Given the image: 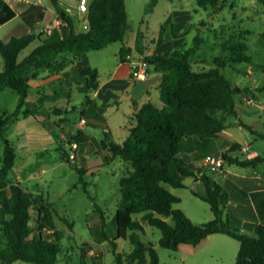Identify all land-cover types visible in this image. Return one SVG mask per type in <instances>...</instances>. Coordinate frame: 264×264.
<instances>
[{
	"label": "trees",
	"instance_id": "1",
	"mask_svg": "<svg viewBox=\"0 0 264 264\" xmlns=\"http://www.w3.org/2000/svg\"><path fill=\"white\" fill-rule=\"evenodd\" d=\"M51 1L65 22L60 26L61 34L52 31L48 40L41 37L43 31L12 36L8 41L0 39L3 61L0 90L10 88L19 96L13 111L0 113V133L4 139L6 131L21 113L23 116L35 115V108L27 102L31 89L29 80L36 77L41 68L57 72L64 67V62L53 61V55L71 51L78 56L89 50H98L117 41L124 42L128 32L125 0H90L85 13L87 27L82 29L77 28L58 0ZM156 1L149 0L151 5ZM257 1L264 4V0ZM222 3L223 0H196V5L203 9L217 10ZM45 10L44 5L31 3L20 17L33 30L36 23L44 18ZM15 15L9 3L0 0V24ZM161 30H165L164 25H161ZM36 38L42 43L23 62H18L20 51ZM204 41L198 33L189 46L181 44L169 54L154 51L146 55L148 64L160 74L158 91L161 105L147 101L139 106L123 142L112 141L107 132L102 140L104 147L128 164V169L119 179L121 198L114 221L116 239H129L134 246L129 253L132 264H160L154 245L144 242L136 232L144 233L143 221L160 229L159 244L163 247L174 250L182 243L197 245L210 234L224 233L239 241L236 260L232 264H264V221L248 224L252 233L233 226L225 217V206L230 200L228 190L201 166L181 155L182 142L188 136H218L226 128L228 117L237 114L238 96L252 91L250 86L242 87L231 81L223 71L231 63L251 61L246 46L240 45L231 53L228 63L220 56L214 59L212 66L197 69L194 57ZM120 52L125 58L130 51L123 45ZM82 74L87 76L89 88L94 89L96 69H88ZM260 89L264 90V85ZM261 136L264 138V134ZM78 137V133L71 136L76 141ZM235 146L237 144H232V149L223 152L225 162L256 166L264 161V157L258 155H232L231 152L236 151ZM15 160V149L8 142L0 159V264L17 260L57 264L62 232L56 227L52 205L45 200L43 193L27 190L16 179ZM77 170L83 183V172L79 168ZM188 176L204 183L206 194L200 196L210 204L213 219L195 223L175 206L181 198L168 186L184 187V179ZM96 208L102 225H105L102 209L97 205ZM32 210L36 213L33 224ZM100 235L108 240L105 230ZM84 254L82 250V259ZM116 260L124 264L119 253Z\"/></svg>",
	"mask_w": 264,
	"mask_h": 264
},
{
	"label": "crops",
	"instance_id": "2",
	"mask_svg": "<svg viewBox=\"0 0 264 264\" xmlns=\"http://www.w3.org/2000/svg\"><path fill=\"white\" fill-rule=\"evenodd\" d=\"M6 1L14 9L16 15L0 24V39L8 41L12 36H21L29 32L37 34L43 31L41 37L48 40L50 36V33L48 34L46 31L48 27H51L52 31L61 34L60 26L65 22L60 13L56 11L51 0H48L49 4H44L42 0ZM58 1L60 6L74 20L77 28L82 29V23L85 21L86 15L78 9L77 0ZM31 3H39L46 7L44 18L36 23L33 30L20 17V13ZM194 9L193 7L183 9L182 13L184 14H179L178 17L182 19L184 16L183 19L188 22L192 15L187 12ZM141 36L140 32L128 29L123 43L130 52L125 58H122L120 47L110 67L100 68L99 65H92L89 58H83L84 53L77 56L71 51H65L52 56L54 62L65 63L61 70L49 72L47 68H41L37 72L38 75L29 80L31 89L27 102L35 108V115L23 116L21 113L6 131L7 140L16 152L14 166L16 179L27 190L34 193L40 192V188L48 181L45 177L46 174L58 172L64 163L73 165L76 169H81L83 179L88 172L95 175L94 172L98 170L100 165L107 163L111 158H117L108 147L102 145L105 132L108 133L112 141L123 142L133 124V114L137 108L147 101H152L155 104L159 102L158 84L160 74L149 65L146 79H137L132 77V68L138 59L154 51L169 54L184 43V38L178 37L173 40L170 35L167 36L168 38L163 39L160 36L161 43H159L160 41H154L146 45V43L139 41ZM260 42L264 44V37ZM41 43L42 41L38 38L29 43L20 51L18 62H23ZM245 46L246 53L249 54L250 47L249 45ZM249 55L251 61L246 72L247 75L257 74L253 65H257L262 73L261 75H264V60L257 63L254 61L253 55ZM2 68L3 61L0 56V71ZM88 69H96L97 71L96 87L94 89L89 88L87 76L82 74L83 71ZM236 71L239 70L236 69ZM256 76L254 79L255 86L251 87L252 91L238 96L237 114L228 117L226 128L221 133L235 124L234 119L239 116L238 107L245 108L247 110L244 111L245 114L251 115V112H256V107L262 108L264 106V97L258 96L260 91H264L260 89L264 83H260V77ZM6 95L11 97L12 107L0 104V113L13 111L17 105L19 96L15 91L10 88L0 90V99L6 97ZM69 114H75L76 119H72L70 116L67 118ZM81 119L86 120L83 126H80ZM64 120L68 122L65 130L62 127ZM238 123H242V121H238ZM55 127L59 129V132ZM98 127L102 128L103 133L100 138L99 131L96 130ZM116 131H121L120 139L115 138ZM252 132L263 138L261 136L264 134L263 130L256 129L253 126ZM76 133L79 134L76 159L74 161L67 160L68 151L65 145L67 139ZM210 137L188 136L182 142L183 152L181 155L186 160H191L192 163L195 162L196 166H203L201 160L198 161L197 158H205L207 154L211 153H205L200 157L198 153L200 152V145L205 143L206 138L210 139ZM218 138L219 135L212 136L214 142ZM236 142L239 141H236L233 137L228 140L225 139L224 142L221 140V144L218 143L216 152L212 154L224 152L229 144ZM5 145L6 142L0 143V159ZM49 153H53L55 159L51 161L43 159V155ZM231 154L237 155L238 153L233 151ZM252 156L256 155L246 157ZM258 156L264 157V155ZM202 161L204 162L203 159ZM218 176L219 181L215 178L214 180L225 187L230 194V200L225 206V217L229 218L233 226L252 233L247 225L264 221V165L261 162L256 166H239L225 162L223 168L218 172ZM84 182L85 184L88 183L87 181ZM216 234L220 233L210 234L204 239L211 235L212 238L216 237L214 236Z\"/></svg>",
	"mask_w": 264,
	"mask_h": 264
},
{
	"label": "rangeland",
	"instance_id": "3",
	"mask_svg": "<svg viewBox=\"0 0 264 264\" xmlns=\"http://www.w3.org/2000/svg\"><path fill=\"white\" fill-rule=\"evenodd\" d=\"M42 2L49 4L48 0ZM126 6L129 30L140 32L142 36L139 41L146 45L168 38L167 36L170 35L173 40L183 37L182 44L189 46L196 34L202 35L205 41L194 57V66L197 69L212 66L214 59L220 56L227 63L230 62L231 53L233 54L240 45H249L248 53L253 55L257 63L264 60V44L260 42L264 37V4L257 0H223L217 10L200 8L196 5V0H157L154 5H151L149 0H126ZM192 7L195 9L187 12L192 15V19L190 18L188 22L183 19L184 16L182 19L178 17L179 14H184L183 9ZM161 25H164V31L161 30ZM123 45V42L117 41L98 50H89L84 53L83 58H89L92 65L107 68L112 65L115 54ZM248 66L249 62L231 63L225 66L223 71L231 81L242 86L254 87L256 75L260 77V83H264V75H261L259 67L253 65L257 74L247 75ZM258 96L264 97V91H260ZM0 104L12 107L11 97L9 95L1 97ZM157 104L161 105V101L159 100ZM256 108V112L247 115L244 112L247 111L245 108L238 107L239 116L234 119L235 124L219 134V138L216 139L219 142L216 140L214 142L212 136L210 139L206 138L205 143L200 145L199 157L205 153H215L218 143L220 145L221 140L224 142L230 137L243 144L232 143L237 144L234 148L238 155L243 157L264 155V139L252 132L253 126L264 131V106ZM69 116L76 119L75 114H69L67 118ZM67 125L68 122L64 120L62 124L64 130ZM55 129L59 132L57 127ZM96 130L99 131L100 138L103 134L102 128L98 127ZM120 133L121 131L115 132L116 139H120ZM6 138L4 139L0 134V143L5 142ZM232 144H229L227 149H232ZM65 146L69 152L67 142ZM242 146H251L253 150L242 152ZM43 159L51 161L55 156L49 153L43 155ZM197 159L201 160V164L203 163L201 166L203 170L219 181V171H213L204 157ZM262 164L264 165V161ZM127 165L119 157L111 158L107 163L99 166L94 172L95 175L90 172L85 174L83 181H87V184L81 183L79 172L68 163H64L58 172L46 174L48 181L39 191L44 194L45 200L51 203L56 227L62 232L57 264H119L116 260L118 253L124 264H132L129 253L134 246L129 239H116L114 221L121 198L119 179L125 173ZM184 183V187L168 186L181 198L175 206L181 208L195 223L213 219L214 214L210 204L200 196L206 194L204 183L192 176L186 177ZM96 205L102 209L105 225H102ZM31 214L33 224L36 213L32 210ZM138 217L141 218V215ZM143 224L144 233L136 232L144 242H151L154 245L160 264H232L236 260L239 241L227 234H216L213 238L211 235L197 245L182 243L178 249L173 250L159 244L161 237L159 228L144 221ZM102 230H105L108 240L100 235ZM82 250L85 252L83 259ZM10 264L35 263L17 260Z\"/></svg>",
	"mask_w": 264,
	"mask_h": 264
},
{
	"label": "built area",
	"instance_id": "4",
	"mask_svg": "<svg viewBox=\"0 0 264 264\" xmlns=\"http://www.w3.org/2000/svg\"><path fill=\"white\" fill-rule=\"evenodd\" d=\"M89 1L90 0H77V5L78 9L86 13L88 10L89 6ZM82 27L86 28L87 27V22L86 19L82 23ZM48 33H51L52 28L48 27L46 29ZM148 62L145 59V57H142L138 59L135 63V65L132 68V77L137 78V79H146L148 75ZM252 100V99H249ZM86 123L85 119H81L80 126H83ZM67 145L69 146V152L67 153V158L68 160L74 161L76 159V151L78 148V142L75 139H72L71 137L67 139ZM252 147L251 146H242L241 151L242 152H248L251 151ZM224 153L219 152L217 154H207L204 158L205 162L209 164L210 168L213 171H220L224 164H225V158H224Z\"/></svg>",
	"mask_w": 264,
	"mask_h": 264
},
{
	"label": "water",
	"instance_id": "5",
	"mask_svg": "<svg viewBox=\"0 0 264 264\" xmlns=\"http://www.w3.org/2000/svg\"><path fill=\"white\" fill-rule=\"evenodd\" d=\"M128 57H129V55H128ZM5 142H6V144H8V141L7 140H5Z\"/></svg>",
	"mask_w": 264,
	"mask_h": 264
}]
</instances>
